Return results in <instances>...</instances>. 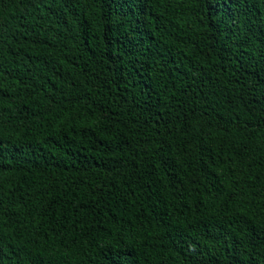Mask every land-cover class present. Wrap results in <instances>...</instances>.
Masks as SVG:
<instances>
[{
	"label": "trees",
	"instance_id": "16d2710c",
	"mask_svg": "<svg viewBox=\"0 0 264 264\" xmlns=\"http://www.w3.org/2000/svg\"><path fill=\"white\" fill-rule=\"evenodd\" d=\"M0 264H264V0H0Z\"/></svg>",
	"mask_w": 264,
	"mask_h": 264
}]
</instances>
